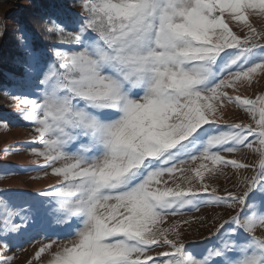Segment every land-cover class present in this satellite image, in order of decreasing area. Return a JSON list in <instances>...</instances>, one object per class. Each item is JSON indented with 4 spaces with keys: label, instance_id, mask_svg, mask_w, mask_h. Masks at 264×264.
I'll return each instance as SVG.
<instances>
[{
    "label": "rangeland",
    "instance_id": "374dc122",
    "mask_svg": "<svg viewBox=\"0 0 264 264\" xmlns=\"http://www.w3.org/2000/svg\"><path fill=\"white\" fill-rule=\"evenodd\" d=\"M27 1L0 0V264H264V0H72L37 79Z\"/></svg>",
    "mask_w": 264,
    "mask_h": 264
},
{
    "label": "trees",
    "instance_id": "16d2710c",
    "mask_svg": "<svg viewBox=\"0 0 264 264\" xmlns=\"http://www.w3.org/2000/svg\"><path fill=\"white\" fill-rule=\"evenodd\" d=\"M72 0H28L24 7L30 9L26 13L14 16L20 17L17 30H20V38L24 41L22 51L25 54L19 55V58H26L30 55L33 60L30 71L37 74V78H40L42 72L52 64L54 51L56 50L55 45L51 41H54V36L48 35L44 30V22L47 25H61L63 28H70L72 31L75 30V25L78 21L72 15L70 8V2ZM59 24V25H58ZM73 27V28H72ZM65 28V29H66ZM81 34V33H79ZM92 35L88 31H83V37H89ZM7 37V36H6ZM50 45H53L52 47ZM14 52L8 50L5 45L0 52V93L6 92L8 89L16 91L19 83L18 79L23 76L24 69L23 65L17 64V69L14 66L15 61L18 58L13 57ZM38 85V84H36ZM34 89V88H33ZM30 88V90H33ZM205 131V130H204ZM156 165H153L155 167Z\"/></svg>",
    "mask_w": 264,
    "mask_h": 264
}]
</instances>
